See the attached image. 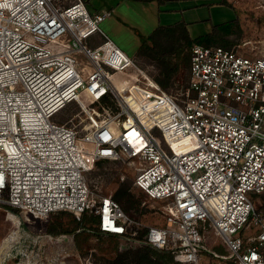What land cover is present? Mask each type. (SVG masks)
<instances>
[{
	"label": "built area",
	"instance_id": "2783aa9c",
	"mask_svg": "<svg viewBox=\"0 0 264 264\" xmlns=\"http://www.w3.org/2000/svg\"><path fill=\"white\" fill-rule=\"evenodd\" d=\"M110 14L0 0V207L12 220L88 211L102 233L166 250L171 264H199L210 228L229 251L216 257L264 264V201L253 200L264 194V38L193 45L188 82L170 92L102 31ZM73 104L80 113L62 120ZM101 160L135 165L164 225L143 229L91 187Z\"/></svg>",
	"mask_w": 264,
	"mask_h": 264
},
{
	"label": "rangeland",
	"instance_id": "374dc122",
	"mask_svg": "<svg viewBox=\"0 0 264 264\" xmlns=\"http://www.w3.org/2000/svg\"><path fill=\"white\" fill-rule=\"evenodd\" d=\"M72 1L59 0L62 5ZM83 1L91 12H111L100 24L102 31L130 58L156 77L160 72L157 64L141 58L140 54L143 45L152 44L159 26H175L179 22L185 24L190 37L196 42L213 34L217 28H227V25L239 17L245 27L241 28L239 24L241 34L237 36L234 32L230 36L231 39L238 38L232 47L244 38H264V0H239L243 4L237 2L236 8L225 0ZM231 2L236 5V0ZM95 39L101 40L103 36L95 35ZM188 79L189 69L181 68L167 91L174 92L182 84H186ZM78 113L80 107L73 104L61 113V118L66 120ZM82 118L84 114L77 116L76 121ZM136 175V167L129 161L101 160L87 174V178L94 190L113 197L121 188L129 187L136 205L126 211L141 223L143 229L164 225L166 218L163 206L134 186ZM253 197L257 205L264 201V194ZM75 217L77 216L73 213L56 212L38 219L27 212L18 211L17 217L12 220L6 208L0 207V264H113L117 252L128 246L126 241L122 237L95 232L89 225L86 229H76ZM60 220L64 221L68 229L62 230L66 232V236L48 235L49 225ZM204 244L206 251L201 253L199 264H231L229 259L214 255L217 253L228 256L229 251L222 238L210 228ZM172 261L173 258L170 264Z\"/></svg>",
	"mask_w": 264,
	"mask_h": 264
},
{
	"label": "trees",
	"instance_id": "16d2710c",
	"mask_svg": "<svg viewBox=\"0 0 264 264\" xmlns=\"http://www.w3.org/2000/svg\"><path fill=\"white\" fill-rule=\"evenodd\" d=\"M234 32L237 36L241 34V29L237 20L227 25V28H217L213 34H208L204 38L194 42L185 24L179 22L175 26H159L155 31L152 44L143 45V51L140 57L146 58L148 61H154L157 64L160 72L157 77L154 76V78L163 89L169 90L168 87L172 84L179 70L183 67L187 69L190 68L191 48L193 45H220L225 48H232L238 40V38H230ZM100 162L101 161L98 163ZM114 198L118 200L127 211L131 210L136 205V199L133 197L129 187L118 190ZM57 212L63 213L66 211ZM74 224L76 229H86L87 225H89L95 232L102 233L98 225L97 216L88 211L83 212L80 219L75 217ZM62 230L67 231L68 229L65 227L64 221L60 220L51 223L47 232L50 236L58 235L59 237H65L66 232ZM127 245L128 246L123 249V251L117 252L113 264H170L173 258L170 252L158 249L149 243H128Z\"/></svg>",
	"mask_w": 264,
	"mask_h": 264
},
{
	"label": "crops",
	"instance_id": "0c3cea01",
	"mask_svg": "<svg viewBox=\"0 0 264 264\" xmlns=\"http://www.w3.org/2000/svg\"><path fill=\"white\" fill-rule=\"evenodd\" d=\"M225 2H227V3H229V4H231V5L233 6L231 0H225ZM234 8H235V7H234ZM235 20H237V21H238V24H240V25L242 26L241 28H244V27H245L244 22H241V21L239 20V17H238L237 19H235ZM235 20H234V21H235ZM13 243H15V242H13ZM13 243L11 244V246L13 245Z\"/></svg>",
	"mask_w": 264,
	"mask_h": 264
},
{
	"label": "bare ground",
	"instance_id": "6f19581e",
	"mask_svg": "<svg viewBox=\"0 0 264 264\" xmlns=\"http://www.w3.org/2000/svg\"><path fill=\"white\" fill-rule=\"evenodd\" d=\"M94 189V188H93Z\"/></svg>",
	"mask_w": 264,
	"mask_h": 264
}]
</instances>
